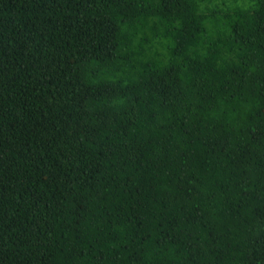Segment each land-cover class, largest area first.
<instances>
[{"label": "trees", "instance_id": "obj_1", "mask_svg": "<svg viewBox=\"0 0 264 264\" xmlns=\"http://www.w3.org/2000/svg\"><path fill=\"white\" fill-rule=\"evenodd\" d=\"M0 264H264V0H0Z\"/></svg>", "mask_w": 264, "mask_h": 264}]
</instances>
